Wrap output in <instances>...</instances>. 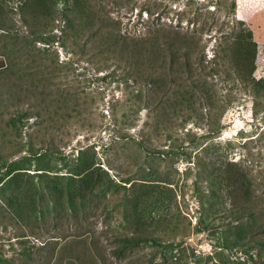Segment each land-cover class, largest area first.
Returning a JSON list of instances; mask_svg holds the SVG:
<instances>
[{"label":"rangeland","instance_id":"rangeland-1","mask_svg":"<svg viewBox=\"0 0 264 264\" xmlns=\"http://www.w3.org/2000/svg\"><path fill=\"white\" fill-rule=\"evenodd\" d=\"M136 1L135 8L112 0L106 6L121 33L143 36L148 25L154 29L161 21L174 26L179 18L181 28L191 30L189 19L200 13L202 20H214V27L198 28L201 51L195 55L206 63L215 61L222 70L228 66L222 49L230 28H247L256 43L253 78L264 80V0H236L234 13L227 12L229 2L224 0L219 11V0ZM17 5L2 3L7 21L0 28V59L4 66L14 62L15 69L0 68V156L8 163L0 165V202L13 205L23 198L24 181L11 180L12 174L39 175L35 184L42 191L49 182L59 187L70 182L75 188L79 168L92 165L103 177V187L93 201H86L84 218L81 201L70 202L67 197L59 206L50 197L38 202L29 225L16 223L10 212L4 218L0 215V264H264V234H255L250 217L228 211L230 201L225 202L221 189L224 170L231 163L249 170L254 209L261 216L255 222L262 225L264 90L255 97L235 77L216 78L221 96L226 99L229 94L232 99L221 123L212 128L201 121L204 111L196 104L199 109L182 127L177 124L183 118L176 120L167 138L165 131L145 128L154 117L148 110L136 115L130 111L132 88L101 79L106 72L97 73L74 56L70 41L67 47L35 41L30 30L41 27L42 20L25 26ZM140 6L149 7L152 15L140 12ZM58 7L62 3L54 0L55 12ZM55 12L54 20L43 23L59 36L63 23ZM114 70L120 72L109 68ZM32 80L35 96L32 91L21 93L20 87ZM232 85L234 91L228 93ZM64 92L72 96L77 92L79 103L58 108ZM29 108L39 113L38 118L22 119L17 129L6 124L12 115ZM144 131L151 138L148 150L139 146ZM28 143L33 151L44 143L56 152L26 161L22 156L27 155ZM212 187L217 189L213 195ZM125 237L142 240L127 245Z\"/></svg>","mask_w":264,"mask_h":264},{"label":"trees","instance_id":"trees-1","mask_svg":"<svg viewBox=\"0 0 264 264\" xmlns=\"http://www.w3.org/2000/svg\"><path fill=\"white\" fill-rule=\"evenodd\" d=\"M3 1L0 0V28H3L7 21L3 15L2 3L5 1L18 3V14L21 15V21L25 26L30 25L32 20L36 22V19L42 20L41 27L39 25L30 30L35 36V41L47 45L59 42L62 47H67V41H70V52L74 56L82 58L97 73L106 72L101 79L110 80V82L112 80L132 88L133 94L128 102L130 111L136 115L144 109L148 110L149 114L154 117L153 121L149 120L145 123V128L152 127V131L157 133L161 130L165 131L167 138L171 137L176 120L183 118L181 119L182 123L177 124V127L181 126L192 117L195 109H199L198 106L195 107L196 104L204 111L201 121L210 124L212 128L221 123L225 106L232 102L228 93L234 91V85L231 86L233 89L229 88L226 93L228 94L227 98L224 99L216 78L220 80L223 77L222 81H226V79L235 77L241 88L255 97H259L264 90V80L255 81L253 78L256 68V43L252 38L251 31L247 28H230L225 47L222 49L224 52L223 63L228 62V66L227 69L222 70L218 68L219 65L215 61L212 62L213 64L206 63L203 56L195 55L199 50L201 51V36L198 33V28L201 31L204 29L210 31L214 27V20L213 22H207L206 18L202 20L200 13L189 19V24L193 26L191 30L182 29L179 18V22L174 26H165L161 21L159 26L154 29H151L152 25H148L146 33L137 37L120 32L118 22L114 21L106 10L110 0H55V4L62 3V7H58L56 12L53 9L54 0ZM221 1L219 0L217 3L218 11ZM224 1L229 2L227 12L234 13L237 8L236 0ZM112 2L128 8H135L137 4L136 0H112ZM143 11L152 15L149 7L140 6V12ZM54 12L57 13L59 21L63 23L59 36L52 34V30H48V23H43V20L48 18L49 21L50 19L54 20L55 17L52 16ZM212 17L214 19L216 16ZM157 19H160L159 15ZM224 24L228 25V22L225 21ZM239 24L242 25V23ZM17 49L20 50L16 47ZM4 65V59H0L1 70L3 68L15 69L14 62ZM111 66L120 72L115 70L109 72ZM116 74L118 75L116 76ZM23 80L21 79V81ZM36 88L32 80L28 86H21L19 91L23 94L32 91V95L35 96ZM57 103H61L58 108L67 106V103H79V95L77 92L73 96L69 92H64L60 94ZM185 112L187 113L184 114ZM37 114L39 113L36 111L32 113L31 108L18 111L10 117L6 124L17 129L16 127L22 123V119L38 118ZM23 126L25 127L21 124V127ZM218 130L219 127L214 131ZM142 139L144 141H139V146L148 150L147 144L150 143L151 138L147 137L146 131L143 132ZM51 146L52 144H50V148H52ZM22 151L25 150H17L15 155ZM26 151L27 155L22 156L26 161L39 159L47 154L53 155L56 152L54 149H46L44 143L35 151L28 143ZM153 153L159 155L160 151ZM0 165L8 166L2 156H0ZM91 168L92 165L79 168L75 188H72L73 183L70 182L63 187L49 185V182L46 191H42L35 184V182H39L37 178H41L39 175L33 176L34 174L27 173L24 177L21 174L19 176L12 174L11 180L24 181L27 186L22 182L24 188L21 192L23 198L20 202H15L13 205L9 202L2 204L0 202V215L4 218L5 214L10 212L11 216L9 217L16 223L29 225L35 216L38 202L41 203L50 197L48 199L56 201V206L57 204L59 206L60 201L67 197L70 202H74V198L81 201L84 215L81 218H84L87 214L85 211L86 201H93V198L99 195V192L101 193L103 187V177L96 174L95 168ZM252 188L253 181L249 170L247 171L235 163H231V166L224 170L221 189L225 202L230 201L228 211L236 213L238 217H250L251 220H254L252 226L256 227L255 234L263 235L264 221L261 223L262 225L256 226L257 219L261 216L254 209ZM212 189L213 195L217 189L214 187ZM240 210L245 211L240 213ZM39 213L42 214V211ZM74 216L79 219L78 215ZM45 221L42 218V224ZM141 240L140 238L125 237L123 242L127 245L131 243L136 245ZM262 262H264V258Z\"/></svg>","mask_w":264,"mask_h":264},{"label":"crops","instance_id":"crops-1","mask_svg":"<svg viewBox=\"0 0 264 264\" xmlns=\"http://www.w3.org/2000/svg\"><path fill=\"white\" fill-rule=\"evenodd\" d=\"M55 252L54 249L51 250V253H50V258L52 257L53 253Z\"/></svg>","mask_w":264,"mask_h":264}]
</instances>
